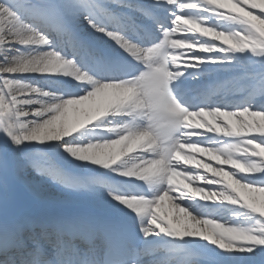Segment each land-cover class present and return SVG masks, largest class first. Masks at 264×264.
<instances>
[{
  "label": "snow or ice",
  "instance_id": "snow-or-ice-1",
  "mask_svg": "<svg viewBox=\"0 0 264 264\" xmlns=\"http://www.w3.org/2000/svg\"><path fill=\"white\" fill-rule=\"evenodd\" d=\"M0 264H264V0H0Z\"/></svg>",
  "mask_w": 264,
  "mask_h": 264
},
{
  "label": "bare ground",
  "instance_id": "bare-ground-1",
  "mask_svg": "<svg viewBox=\"0 0 264 264\" xmlns=\"http://www.w3.org/2000/svg\"><path fill=\"white\" fill-rule=\"evenodd\" d=\"M33 183H34V182H33ZM39 192H40L41 194H43V195H46V196H51V195H53L52 192H48V191H46L45 188H41V189H39Z\"/></svg>",
  "mask_w": 264,
  "mask_h": 264
}]
</instances>
